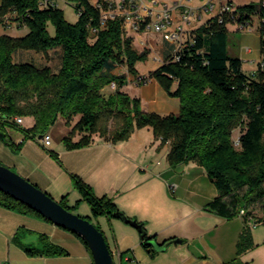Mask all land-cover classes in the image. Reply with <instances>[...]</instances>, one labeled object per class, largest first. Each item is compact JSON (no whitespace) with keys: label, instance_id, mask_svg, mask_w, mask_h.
Segmentation results:
<instances>
[{"label":"trees","instance_id":"16d2710c","mask_svg":"<svg viewBox=\"0 0 264 264\" xmlns=\"http://www.w3.org/2000/svg\"><path fill=\"white\" fill-rule=\"evenodd\" d=\"M65 1L75 8L78 18L74 24L65 20L57 0H0V25L27 28L21 37L0 35V131L5 133L4 127L16 128L24 139H36L59 119L69 123L78 116L69 135L62 139L65 147L72 150L87 146L94 134L115 143L128 140L136 129L150 127L154 137L160 139L159 147L169 143L166 161L170 167L194 162L205 170L217 196L203 210L225 220L242 219L237 257L227 264H247L240 256L257 246L251 225L264 224V72L258 64L254 72L246 75L241 60L228 55L226 25L250 26L257 17L259 36L264 35L262 0L208 19L193 31L178 60L168 57L149 75L168 96L179 101L178 114L167 116L141 110L139 98L121 91L126 78L114 74L117 67L125 66L128 74L135 76L136 62L148 55L147 51L138 54L133 49L121 15L107 18L101 27V11L91 0ZM49 23L54 27L53 36L48 32ZM95 29L97 32L92 31ZM262 43L260 51L264 54ZM56 50H60V58L54 67L49 54ZM27 53L48 55V62L37 66L15 58L16 54ZM111 83L116 89L105 96L102 89ZM14 117L32 118L34 123L23 128L12 121ZM236 130L237 142L233 138ZM76 133L83 135L74 143L71 138ZM1 140L11 146L7 135ZM50 156L60 163L56 153ZM70 177L80 200L72 207L60 201L65 209L74 212L85 202L92 218L108 220L121 212L110 197H97L80 177ZM0 207L49 222L1 191ZM241 210L245 212L243 217H239ZM137 223L145 232L144 223ZM66 231L77 236L89 252L80 236ZM151 239L155 240V236L140 234L150 258L170 245L185 242L171 238L163 241L162 249L157 251L147 244ZM25 251L29 255L63 253L48 241L43 250Z\"/></svg>","mask_w":264,"mask_h":264},{"label":"crops","instance_id":"0c3cea01","mask_svg":"<svg viewBox=\"0 0 264 264\" xmlns=\"http://www.w3.org/2000/svg\"><path fill=\"white\" fill-rule=\"evenodd\" d=\"M91 1L94 3L95 0ZM160 1L171 5L178 0ZM260 1L190 0L188 3L198 15L194 24L199 27L216 16L225 4L237 8ZM117 12L121 14V11ZM258 27L257 17L247 28L235 23L226 25L228 55L241 60L246 75L254 72L261 63L264 72ZM130 36L132 47L138 54L148 52L147 59L138 62L144 66L146 73L141 77L138 74L132 76L125 66H120L121 74L126 78V85L121 91L132 98H139L145 112L161 116L178 114V99L168 96L157 81L149 77L168 57H172L174 45L149 31L132 32ZM114 74H119L118 70ZM115 89L107 86L102 93L108 96ZM78 119L77 116L69 123L59 119L47 131L55 138V142L51 141L47 148L42 146L39 138L24 139L22 132L16 128L4 127L11 146L0 139V164L36 185L54 200H65L68 207L80 200L70 177L71 174L76 175L92 188L97 197H110L119 211L143 222L146 235L155 236L157 244L171 238L185 241L170 245L150 258L136 229L114 218L94 219L87 204L81 202L74 213L91 217V222L103 233L104 229L111 231L115 256L119 258L123 253L119 259L123 264H227L237 257L236 243L243 221L241 218L225 220L203 210V206L217 196V191L201 166L194 162L176 167H170L168 163L163 165L170 145L167 142L159 147L160 139L154 137L148 126L136 129L126 141L112 143L94 134L87 146L68 150L62 139L69 135ZM33 123L32 118H23L20 126L29 128ZM82 135L76 133L71 141L77 142ZM233 138L237 142V130L233 132ZM51 152L56 153L60 163L50 156ZM172 183L176 185L174 193L168 189ZM251 232L256 245L264 241V234L257 235V228H252ZM47 241L63 253L29 255L25 251L26 248L43 250ZM258 256L251 250L240 256V260L252 264L250 259L257 261ZM91 263L90 253L74 234L33 216L0 207V264Z\"/></svg>","mask_w":264,"mask_h":264},{"label":"built area","instance_id":"2783aa9c","mask_svg":"<svg viewBox=\"0 0 264 264\" xmlns=\"http://www.w3.org/2000/svg\"><path fill=\"white\" fill-rule=\"evenodd\" d=\"M190 0H178L169 5L160 0H95V6L101 11V27L109 20L105 18V10L121 11L122 20H126L125 29L129 32L149 31L162 37L164 41L174 45L172 58L178 60V54L185 47L188 40L192 39L193 31L197 28L194 24L198 15L194 7L188 3ZM43 7L47 6L46 2L42 3ZM264 7V0H262ZM106 7V8H105ZM207 9V8H206ZM234 11V7L223 5L217 15L228 14ZM200 17V16H199ZM241 28H247L240 26ZM92 31H96L92 30ZM262 41L261 48L264 51V35L260 37ZM262 68V64H260ZM115 88V84H110ZM17 125H22L23 118L14 117L12 119ZM43 147H49L51 138L46 133L39 139ZM175 184L168 185L170 193H174ZM245 215L244 210L239 212V217ZM255 227L256 225H251Z\"/></svg>","mask_w":264,"mask_h":264},{"label":"water","instance_id":"95a60500","mask_svg":"<svg viewBox=\"0 0 264 264\" xmlns=\"http://www.w3.org/2000/svg\"><path fill=\"white\" fill-rule=\"evenodd\" d=\"M5 136L6 133L0 131V139ZM38 138L40 139L41 136ZM0 191L27 206L50 223L80 236L89 249L93 264H114L102 231L98 230L88 219L65 209L36 185L2 164H0ZM113 218L136 229L141 236L144 235L145 232L141 225L124 213H114ZM147 244L154 250L162 249L160 244H157L153 239L149 240Z\"/></svg>","mask_w":264,"mask_h":264},{"label":"rangeland","instance_id":"374dc122","mask_svg":"<svg viewBox=\"0 0 264 264\" xmlns=\"http://www.w3.org/2000/svg\"><path fill=\"white\" fill-rule=\"evenodd\" d=\"M57 3H58L59 9L63 12V16H64L65 20L68 23L74 24L77 21L78 17H77V14H76V11H75V8L73 7V5L71 3L65 1V0H57ZM105 13H111L112 15L113 14H116V15L119 14V12L114 11V10H105ZM47 28H48L49 34L51 36H53L54 35V27H53V25L51 23H49ZM0 33L2 35L3 34H7V35H10V36H14V37H21V36H24L27 33V28L17 27L14 24L10 25L7 28H4L3 26L0 25ZM19 53H23V52H19ZM31 53H34V52H31ZM23 55L24 56L19 54V56H18L16 54L15 58L17 60H20V61H30V62L36 64L37 66H42V65H44L45 63L48 62V55L46 57L43 56L42 54H36V53L35 54L27 53V54H23ZM260 55H261V59L264 60V54L260 53ZM49 56H51V58H52V60H51L52 65L54 67H56V65H58V63H59L60 50H56L54 52H50ZM146 59H147V57L144 60H142V61H137L136 62V64H135V72H136V75L138 74L137 76L141 77L142 75H145L146 71H145L144 66L142 64H139L138 62H143ZM138 64H139V66H138ZM116 70H118L119 74H121V72H122L121 71V67L118 66ZM140 108H141V110H143L142 103H140ZM25 123H27V122H25ZM49 136L51 138V141L55 142L54 136L52 134L49 135ZM165 163H167L166 160L163 161V165ZM258 213L259 214L261 213V208L260 207H258ZM75 214H77V213H75ZM78 216H80V215H78ZM80 217L84 218L83 216H80ZM89 218L90 219H88V220L91 222V217H89ZM94 226L96 228H98V230H100V231L102 230L97 225H94ZM253 228L255 230H256V228L258 229L257 235L259 234V235L262 236L264 234V224H259L257 227H253ZM104 234H105L104 236L106 238L108 246H109L110 250L112 251V257H113L114 264H123L122 262L119 261V258L117 256H115L114 242H113V236H112L111 231H108V230L104 229ZM255 249H253L255 251V253L259 254V256L257 257V261L253 262L250 259L249 262H251L252 264H264V261H263V259H264V241H262L259 245H257Z\"/></svg>","mask_w":264,"mask_h":264},{"label":"bare ground","instance_id":"6f19581e","mask_svg":"<svg viewBox=\"0 0 264 264\" xmlns=\"http://www.w3.org/2000/svg\"><path fill=\"white\" fill-rule=\"evenodd\" d=\"M116 14H111V13H105V18L107 19V18H112L113 16H115ZM121 15V14H120ZM125 23H126V20L124 21V25H125Z\"/></svg>","mask_w":264,"mask_h":264}]
</instances>
